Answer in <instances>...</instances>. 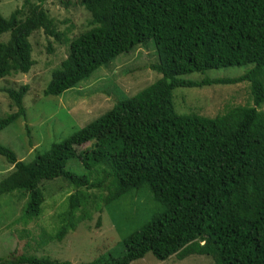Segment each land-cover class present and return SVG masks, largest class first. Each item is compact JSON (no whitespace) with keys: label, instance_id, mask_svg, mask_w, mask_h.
I'll use <instances>...</instances> for the list:
<instances>
[{"label":"trees","instance_id":"obj_1","mask_svg":"<svg viewBox=\"0 0 264 264\" xmlns=\"http://www.w3.org/2000/svg\"><path fill=\"white\" fill-rule=\"evenodd\" d=\"M45 1L24 0L7 17L0 14V38L9 36L0 39V78L29 71L33 31L42 28L59 36L43 8ZM80 2L92 26L70 39L67 56L52 71L45 95L61 94L149 39L158 52L154 69L162 76L133 96L117 99L108 111L30 161L18 160L0 144V155L13 166L0 180V197L26 193V223L41 211L40 185L58 178L68 181L74 190L68 194L61 225L43 240L61 241L89 218L85 208L96 196L92 189L98 191L103 205L97 202L96 207L102 210L146 185L159 207L122 240V255H100L77 264H130L148 253L159 262L197 240L204 242L214 264H264V0ZM242 65L247 68L233 78L180 77ZM244 81L249 83L251 105L230 106L213 117L175 109L172 91L177 86ZM28 88L22 84L5 90L16 109L0 117V131L26 117L22 100ZM85 143L88 148L78 151ZM77 157L87 173L66 169ZM79 210L82 214L76 215ZM0 263L72 264L34 255Z\"/></svg>","mask_w":264,"mask_h":264},{"label":"rangeland","instance_id":"obj_2","mask_svg":"<svg viewBox=\"0 0 264 264\" xmlns=\"http://www.w3.org/2000/svg\"><path fill=\"white\" fill-rule=\"evenodd\" d=\"M24 0H0V14L7 17L22 7ZM43 8L52 20L51 26L58 37L37 29L29 36L33 64L27 73L0 78V117L15 111L7 88L28 84L22 104L26 117H19L0 131V144L10 148L18 160L30 161L35 153L46 151L52 143L60 142L73 132L108 111L117 99L133 96L152 84L162 74L154 69L159 62L157 48L152 39L127 53H120L106 66L94 70L89 78L59 95H45L51 73L67 56L70 39L92 26L90 13L80 0H46ZM5 33L0 38L7 40ZM247 66H229L181 75L185 80L201 81L210 78H233L242 74ZM173 103L179 113H197L213 117L235 105H251L247 81L239 83H211L199 86H177L172 91ZM264 109V104L261 106ZM77 146L84 151L88 146ZM99 168L101 165H96ZM13 166L0 155V180ZM66 169L76 174L87 173L80 158L70 159ZM92 178L95 174L91 175ZM44 195L39 215L23 219L27 194L13 191L0 197V259L13 256H48L68 260L72 264L90 262L101 256L118 257L123 253L122 240L147 221L159 207L148 186L123 195L99 210L97 196L85 208L89 218L69 230L61 241L43 242L44 234L53 235L61 225V213L67 208L68 194L74 186L62 178L40 185ZM90 191V190H88ZM83 210L76 212L82 214ZM44 244V245H42ZM203 241L189 244L182 256L171 255L159 262L151 253L130 264H214V257L206 252ZM4 263V262H3ZM0 263V264H3Z\"/></svg>","mask_w":264,"mask_h":264}]
</instances>
